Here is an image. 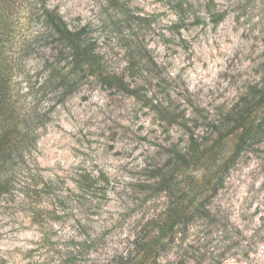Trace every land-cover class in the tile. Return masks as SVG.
Wrapping results in <instances>:
<instances>
[{"label": "rangeland", "instance_id": "1", "mask_svg": "<svg viewBox=\"0 0 264 264\" xmlns=\"http://www.w3.org/2000/svg\"><path fill=\"white\" fill-rule=\"evenodd\" d=\"M214 1L217 24L208 0H51L96 38L103 72L137 89L86 80L39 128L37 161L55 182L80 193V173L106 176L105 190L69 203L109 246L78 244L71 218L42 226L14 211L0 220V264H116L113 243L167 217L177 223L159 264H264V0ZM206 137L198 155L217 162L175 163Z\"/></svg>", "mask_w": 264, "mask_h": 264}, {"label": "trees", "instance_id": "2", "mask_svg": "<svg viewBox=\"0 0 264 264\" xmlns=\"http://www.w3.org/2000/svg\"><path fill=\"white\" fill-rule=\"evenodd\" d=\"M50 2L0 0V220L14 211L25 212L42 226L49 220L71 218L76 234L84 237L78 244L98 250L109 246L104 232L95 227V233H91L88 214L81 217L75 213L78 204L74 207L69 201L74 198L84 205L89 192L96 195L98 189L105 190L104 185L98 187L99 181L108 180L103 173H80L77 180L81 182L80 193L65 188L62 179L55 182L37 161L39 128L45 125L55 104L64 101L86 80L96 78L109 85L115 83L133 93L137 89L131 88L124 76L104 73L96 38L85 26L70 24ZM214 2L208 0L207 4L211 20L217 24L224 18V12L214 11ZM182 26L180 22L175 27ZM36 56L43 60L38 72L27 65ZM257 92L262 93L257 100L259 104L264 101V86ZM243 116L229 132L241 126ZM206 120L210 134L221 132V117ZM223 138L221 134L217 140ZM208 141L210 137L199 142L193 139L192 151L176 153L175 163L188 166L200 160L217 162L219 153L205 159L198 155L199 148ZM151 222L154 229L142 228L128 239L112 244V249L119 251L115 255L116 264H144L148 259L152 264L160 263L158 255L173 241L177 219L156 218Z\"/></svg>", "mask_w": 264, "mask_h": 264}]
</instances>
